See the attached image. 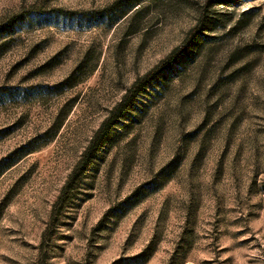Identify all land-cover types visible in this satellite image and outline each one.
Instances as JSON below:
<instances>
[{
  "label": "rangeland",
  "instance_id": "374dc122",
  "mask_svg": "<svg viewBox=\"0 0 264 264\" xmlns=\"http://www.w3.org/2000/svg\"><path fill=\"white\" fill-rule=\"evenodd\" d=\"M137 1L0 0V264H264V0Z\"/></svg>",
  "mask_w": 264,
  "mask_h": 264
},
{
  "label": "trees",
  "instance_id": "16d2710c",
  "mask_svg": "<svg viewBox=\"0 0 264 264\" xmlns=\"http://www.w3.org/2000/svg\"><path fill=\"white\" fill-rule=\"evenodd\" d=\"M135 1V0H134ZM139 1V0H138ZM134 2V3H138ZM131 3V2H130ZM138 6V7H137ZM136 7V8H135ZM141 7L142 5L136 4V6L133 7L134 11L133 13L135 15H137L138 13L141 12ZM205 28V21L204 19L200 21V23L195 27V29H193V31L190 33V36L188 38L189 40H196V37L204 30ZM179 52V49H175L169 56L168 58L163 62V64H169L175 61L176 56ZM162 66V65H161ZM161 66L157 67L156 69H154L152 72H150L146 77L145 80L139 79L136 81L135 85L132 86L129 89L128 94L122 99V101L116 105V107L110 112V114L108 115V117L103 121L100 129L97 132L96 135V141L99 140L100 138H103L104 134L108 132V130L114 125L116 124L123 116V114L125 113V111L131 106V104L134 102L135 97L137 96V94L142 90L143 87L146 86V84L149 82V80H151L154 75L158 72V70L161 69ZM76 73H73L67 81H72L75 78ZM77 82V81H75ZM95 140L92 143V146H94ZM88 153V152H87ZM86 153V156H87ZM87 157L84 158L83 161L86 160Z\"/></svg>",
  "mask_w": 264,
  "mask_h": 264
}]
</instances>
